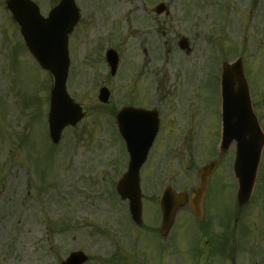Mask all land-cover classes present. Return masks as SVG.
Returning <instances> with one entry per match:
<instances>
[{
    "label": "rangeland",
    "instance_id": "rangeland-1",
    "mask_svg": "<svg viewBox=\"0 0 264 264\" xmlns=\"http://www.w3.org/2000/svg\"><path fill=\"white\" fill-rule=\"evenodd\" d=\"M33 1L46 14L56 0ZM76 2L84 42L77 43L75 57L73 42L69 46L67 88L87 114L53 147L46 129L51 78L21 47L18 28L0 0V264H60L73 251L85 253L87 264H191L185 250L205 246L203 236L185 208L163 241L159 197L167 186L189 194L198 185L197 173L213 161L218 165L202 223L212 226L211 237L227 233L221 221L228 224L235 246L230 264H264V150L237 229V221L227 217L236 209L235 144L222 156L216 146L219 66L235 58L242 59L264 132V0ZM160 2L169 8L168 17L154 14ZM182 38L187 52L178 48ZM101 46L117 49L120 74L111 77L103 59L98 61ZM101 86L111 94L107 105L97 101ZM131 102L161 113L158 140L141 168V228L115 193L128 157L113 113Z\"/></svg>",
    "mask_w": 264,
    "mask_h": 264
},
{
    "label": "water",
    "instance_id": "water-1",
    "mask_svg": "<svg viewBox=\"0 0 264 264\" xmlns=\"http://www.w3.org/2000/svg\"><path fill=\"white\" fill-rule=\"evenodd\" d=\"M7 7L11 11L14 20L19 23L24 41L37 60L39 65L49 71L54 77V86L51 92V104L49 114L50 137L54 143H58L61 131L66 126H73L83 117L81 109L74 104L65 92V82L69 66L67 56V34L76 23L77 12L72 0H63L62 3L51 12V17L43 20L36 7L28 0H8ZM164 7H157L160 14ZM185 48L184 43H180ZM108 62L114 73L117 58L114 53L108 55ZM106 89L100 91L99 100L106 102L108 99ZM222 96V123L223 138L221 153L229 146L236 143V159L234 174L238 180L237 200L239 205L247 203L250 198L256 171L259 163L264 137L261 134L257 120L252 113L247 85L244 79L241 62L233 65H224L221 78ZM127 110L120 113L119 127L124 136L130 152V162L126 175L117 186V193L122 200L129 202V212L132 220L140 223L141 195L139 191V169L146 160L147 152L156 133V118L150 136L141 115L127 113L133 118L131 121L132 134L127 136L124 115ZM216 163L210 164L199 174L200 184L193 191L191 203L197 215L200 214V204L207 188V181ZM187 200L184 194L175 195L171 190H166L161 200L162 227L161 234L166 236L169 232L175 213ZM86 258L81 253L71 254L63 264H84Z\"/></svg>",
    "mask_w": 264,
    "mask_h": 264
},
{
    "label": "flooded vegetation",
    "instance_id": "flooded-vegetation-1",
    "mask_svg": "<svg viewBox=\"0 0 264 264\" xmlns=\"http://www.w3.org/2000/svg\"><path fill=\"white\" fill-rule=\"evenodd\" d=\"M81 30H82V27L77 25L69 37V45L73 41V52L74 53H75L74 49L77 46V43L81 41V38L84 35V31L81 32ZM100 55H101V47H100L99 53L97 52L96 56H99L100 58ZM127 106L138 108V109H147V110L150 109L148 105L147 106L139 105V104H134L133 102L127 104ZM156 113H157V116L160 117V112L156 111ZM198 227L201 229L207 228V226L203 225L202 222L198 224ZM197 250H201V252ZM232 251L234 250H230L227 248L221 249V248H216V247H205V248L195 247L189 250L190 255H191V264H230L231 262L235 261L234 259L235 254H233Z\"/></svg>",
    "mask_w": 264,
    "mask_h": 264
},
{
    "label": "bare ground",
    "instance_id": "bare-ground-1",
    "mask_svg": "<svg viewBox=\"0 0 264 264\" xmlns=\"http://www.w3.org/2000/svg\"><path fill=\"white\" fill-rule=\"evenodd\" d=\"M119 6L121 7V6H122V4H118V5H117V8H118Z\"/></svg>",
    "mask_w": 264,
    "mask_h": 264
}]
</instances>
